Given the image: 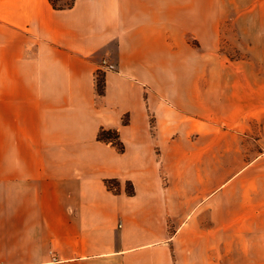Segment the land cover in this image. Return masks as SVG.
I'll return each instance as SVG.
<instances>
[{"label": "crops", "instance_id": "0c3cea01", "mask_svg": "<svg viewBox=\"0 0 264 264\" xmlns=\"http://www.w3.org/2000/svg\"><path fill=\"white\" fill-rule=\"evenodd\" d=\"M232 2L0 0V264H264V0L243 65Z\"/></svg>", "mask_w": 264, "mask_h": 264}, {"label": "rangeland", "instance_id": "374dc122", "mask_svg": "<svg viewBox=\"0 0 264 264\" xmlns=\"http://www.w3.org/2000/svg\"><path fill=\"white\" fill-rule=\"evenodd\" d=\"M58 3H61V1L66 0H56ZM184 0H182L183 2ZM229 0H221L222 7H225L223 5V2L228 4ZM242 0H235V2L238 4L236 7V11L233 9V3H231V7H227L230 9L229 14L222 18L221 21V43L220 48L217 49L214 53L216 57H219L222 61V63H242L246 57V50L244 47V39H243V25L241 24V18L238 17L241 12H243V7L240 8V2ZM181 2V0H174V3ZM242 3V2H241ZM233 4V5H232ZM226 5V6H228ZM195 19V18H194ZM187 43L189 50H182L181 54L183 56L187 55L189 51H192L194 53V56L197 52H201L202 50L198 49V40L195 36V34L189 33L187 36ZM175 52V51H174ZM205 57H209L213 55V51L205 50ZM212 53V55H210ZM101 61V60H100ZM110 61V60H109ZM100 65V63H99ZM243 68V66H241ZM98 71V70H97ZM101 72V71H98ZM105 72V71H104ZM96 76L102 77L100 73H96ZM97 78V79H98ZM116 185H111L110 189H115Z\"/></svg>", "mask_w": 264, "mask_h": 264}, {"label": "trees", "instance_id": "16d2710c", "mask_svg": "<svg viewBox=\"0 0 264 264\" xmlns=\"http://www.w3.org/2000/svg\"><path fill=\"white\" fill-rule=\"evenodd\" d=\"M49 2L52 5V7L55 9H65V8H70L73 5L74 0L61 1V3H58L56 0H49ZM96 89H97L98 94L103 93V78L102 77H99L97 79ZM97 138L98 140L111 143L112 145L116 147V149L119 152H122L124 150V145L120 141L117 131L114 129L101 128L98 131ZM105 183L108 186V188H110L111 185L118 186V181L115 179H107ZM126 192L128 194H133V187L130 183H126Z\"/></svg>", "mask_w": 264, "mask_h": 264}, {"label": "built area", "instance_id": "2783aa9c", "mask_svg": "<svg viewBox=\"0 0 264 264\" xmlns=\"http://www.w3.org/2000/svg\"><path fill=\"white\" fill-rule=\"evenodd\" d=\"M115 69L114 63L109 61L107 58H102L100 61V65L98 67V71L104 72V71H111Z\"/></svg>", "mask_w": 264, "mask_h": 264}]
</instances>
